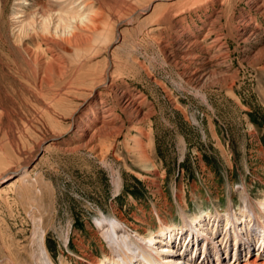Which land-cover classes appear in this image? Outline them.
Wrapping results in <instances>:
<instances>
[{"label":"rangeland","instance_id":"374dc122","mask_svg":"<svg viewBox=\"0 0 264 264\" xmlns=\"http://www.w3.org/2000/svg\"><path fill=\"white\" fill-rule=\"evenodd\" d=\"M11 1L0 15V264H34L39 235L50 264H93L110 251L97 217L145 237L159 217L198 209L204 236L156 239L158 264L264 253L257 227L221 222L244 200L258 214L264 198V0H92L104 12L92 53L56 50L45 79L33 42L27 54L9 33ZM187 49L220 76L189 75Z\"/></svg>","mask_w":264,"mask_h":264},{"label":"bare ground","instance_id":"6f19581e","mask_svg":"<svg viewBox=\"0 0 264 264\" xmlns=\"http://www.w3.org/2000/svg\"><path fill=\"white\" fill-rule=\"evenodd\" d=\"M91 1L92 0H12L11 1V7L8 13L9 33L11 34V37H13L14 39L12 40L20 44L22 46L20 47L24 48L27 54H29L30 49L25 40L27 41L29 40L33 42L34 47L36 49L33 55L34 56L33 59L43 63V73H44L42 77L43 79H45V77L47 78V73H49V70H58L59 68V63L57 62L59 56L56 50H59L60 52L65 53L74 59H79L84 55H88L92 53L90 48L88 50L87 45L85 43L88 41L90 34L97 36L98 34V32L96 31V27L98 26L97 22L99 21L100 16L104 12L103 9L102 11L101 9H99V11L94 10ZM145 1L146 3H148L151 0H145ZM3 6H4V0H0V15L3 11ZM146 6L145 8L142 9L144 10L148 8ZM261 50H264V47ZM42 54L44 55L48 54L49 59L45 63L44 61H41ZM180 58L183 61V66L187 68L189 65H191V63L195 65L194 69L189 74L191 76L193 75L196 76L197 78H204L206 80L209 78H213L215 76H220L214 71L209 70L202 73L201 72L202 69L196 68V66L199 65V63L197 62L198 58L196 57V55H193L191 53L190 49L184 50ZM221 77L224 76L221 75ZM125 106L129 110H132V112H134L136 116H138V110L136 108L132 109L131 108L132 105L129 102H125ZM73 127H77V125L73 123ZM88 137L89 138L86 139L84 144L90 145L92 148L95 147V145L93 144V140L91 138L92 136H88ZM263 201L264 198L260 203L257 204L259 208L258 210L260 212L262 211V209H264ZM249 203L248 200H244V205L242 208L239 209L237 216L233 211L227 210L226 213L223 215L221 222L224 224V227L233 224L235 228V226H238L237 223L239 221H241L242 224H245L243 225L244 227H242L244 229L246 228L248 230V228H251L252 226L257 227L256 231L260 233L257 239L259 245L258 247H262L264 244V216H263L264 212L263 214H261L260 212H259L260 214L259 213L257 214V212L255 211L256 208L254 207V204L252 206ZM207 216H209L208 211H203L201 209H198L197 212L192 214L183 213L181 215L180 223L164 222L159 217L158 218L159 227L157 229L158 233L157 231H152L145 237L144 236L137 237V236H129V235L123 237L122 234H120V227H121L120 221L114 220L112 218H107L104 216L97 217L95 220V224L98 227L103 228L102 234L108 243L110 251H109V255H107L106 260L100 259L97 262L95 261L93 264H108V261L112 257L114 259L113 261H116V264H147L145 262H148L149 264H158V258H157L158 252L155 250L156 239L159 238L161 240H164L166 243H170L173 238L174 240L178 241L180 238L182 239V236H184L181 246L185 247L186 244L192 242L193 240L192 236L195 235L197 242L198 236L200 235L204 236L203 228L200 226V220L203 217L206 218ZM213 217L214 219L213 218L212 219L216 222V218L219 217L218 213L215 212ZM206 220H207L206 222L209 223L210 219L206 218ZM251 220L252 223L249 225ZM213 225H214L213 229H215L216 224L213 223ZM35 229L38 230V234H41L39 228H35ZM159 230H161V233H159ZM242 236H244V234L241 235L240 231L235 230L234 238L236 240H241V241L245 240L243 239ZM41 237L42 236L39 235L38 239L33 241L37 245L36 253L32 255V257L35 259L34 264H50L48 255L46 254V251L42 246ZM166 247L168 248V246ZM214 251L215 254H218L216 250ZM205 253H206V243H204L202 247V255H204ZM216 259L217 261L219 259L217 255H216ZM229 264H264V253L262 254L259 253V255L258 254L254 255L253 253L246 257H241V256L236 257L234 256V254H232V261Z\"/></svg>","mask_w":264,"mask_h":264}]
</instances>
